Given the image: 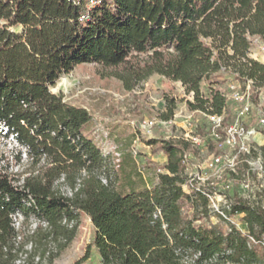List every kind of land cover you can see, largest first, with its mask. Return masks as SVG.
Instances as JSON below:
<instances>
[{
	"label": "trees",
	"instance_id": "trees-1",
	"mask_svg": "<svg viewBox=\"0 0 264 264\" xmlns=\"http://www.w3.org/2000/svg\"><path fill=\"white\" fill-rule=\"evenodd\" d=\"M90 1L0 0V136L26 148L30 167L16 175L0 153V264L23 255L27 264H54L81 215L93 231L77 264H264V189L245 199L232 188L233 170L225 179L190 182L188 166L202 147L215 157L232 149L228 129L246 103L230 98L233 84L250 85L259 102L264 63L251 54L264 45V0ZM87 63L127 91L154 75L181 83L192 97L199 144L156 131L149 144L167 161H149L144 171L132 151L105 154L85 132L90 111L50 89ZM175 110L172 98L159 116L171 121ZM211 116L223 117L219 126ZM261 117L258 104L242 124L264 133ZM215 194L226 195L224 212L240 215L246 232L213 212ZM17 213L28 230L33 221L48 226L18 243ZM212 214L226 226L212 223ZM92 252L97 261L87 262Z\"/></svg>",
	"mask_w": 264,
	"mask_h": 264
},
{
	"label": "rangeland",
	"instance_id": "rangeland-1",
	"mask_svg": "<svg viewBox=\"0 0 264 264\" xmlns=\"http://www.w3.org/2000/svg\"><path fill=\"white\" fill-rule=\"evenodd\" d=\"M251 57L264 63L261 46L253 48ZM99 71V67L95 64H80L70 73L63 75L50 89L52 92L62 95L68 103L90 111L92 121L86 126L85 132L95 139L105 154L118 155L116 153L118 149L132 151L138 168L144 171V167L149 161L160 164L167 161L166 156L162 153H155L149 144L156 131H160L165 136H179L188 132L191 137H194L193 133H197L194 123H192L193 114L187 104V99H192V97L186 95L181 83L154 75L134 90L127 91L121 81L116 78L104 77ZM241 85L238 83L237 90L240 93L244 94L250 90L249 85L245 89ZM232 93L233 91L229 92L230 95ZM172 98L176 100L175 115L171 121H165L159 115L167 109V104ZM258 100L259 102L253 99L252 95L250 96V102L255 110L259 104V108L264 112V86L259 88ZM146 121H154V125ZM236 133L239 144L242 145V142H245L247 146H249L248 143L250 144L249 148L252 149L250 155L240 156L239 144H237L236 147L232 146V149H228L225 155L218 156L221 157V161L217 165L211 166L215 158L214 152L205 146L191 156V160L188 162L189 171L197 177H201L202 183H204L220 180L221 177L225 179V174H229L231 169L235 172V175L231 177L234 192L236 191L239 196L245 199L255 200L261 197L264 189V174L262 172L264 164L261 156L264 133L256 130L248 138L243 132L237 131ZM17 150L11 138L0 136V153L10 159V171L16 175L18 173L24 175L30 169L29 161L22 157L18 159L16 155H20V153ZM244 153L249 154L245 150ZM246 159L250 163L251 169L245 165ZM247 184L248 186H245ZM218 201L221 200L218 198ZM235 220L246 232V226L243 225L241 217L238 216ZM210 221L221 227L226 226L214 214L211 215ZM28 229L29 227L21 221L18 230L23 233H20L18 243L23 241L25 233L29 234L30 231L35 230L32 226H30V230ZM92 231L91 218L81 215L73 240L66 247L61 248L58 256L54 259V264H77L82 260L89 253ZM52 244L51 247L54 248L58 243L52 241ZM27 248L32 249L30 242L27 244ZM90 256L87 262L97 261L94 252ZM37 259L39 260V257ZM16 264H27L26 255L19 258Z\"/></svg>",
	"mask_w": 264,
	"mask_h": 264
},
{
	"label": "built area",
	"instance_id": "built-area-1",
	"mask_svg": "<svg viewBox=\"0 0 264 264\" xmlns=\"http://www.w3.org/2000/svg\"><path fill=\"white\" fill-rule=\"evenodd\" d=\"M97 1L98 0H91L90 4L93 5ZM261 49H262V51L264 53V45H261ZM249 87H250V85H249ZM231 88L233 89V93L231 94L230 98H234V99L240 100V101H242V100L246 101L244 107L238 113V120H237L236 124L231 126L228 129V135L226 136V139H225L226 143H228L229 145H231L233 147H236V145L239 144L238 140H237V133H236L237 131L243 132L246 135V137L248 138L250 135L255 133L256 130L255 129L246 130L244 128L243 124H242V120L247 116V114L249 113V111L253 107L252 103L250 102L249 91H246L244 94L240 93L237 90V88H238L237 84H233L231 86ZM222 118H223L222 116H211V119L213 120V122L215 124H217V126L220 125V123L222 121ZM146 122L150 123L151 125H154V121H146ZM260 124L262 126H264V117H261ZM183 136L186 139L193 140L195 143L199 142V138L197 136L194 135V137H191V135L188 132L183 134ZM13 142L15 144V147L22 152L23 158L27 160L28 159V154H27L26 148L20 146L19 143H17L14 140H13ZM242 143L243 144L242 145L239 144V147H238L240 149V152H244V150L249 152V146H247L245 144V142H242ZM220 161H221V157H215L214 158V162L211 163V166L217 165ZM189 175H190V182H194V181L202 182L203 181V179L201 177H197V175H194L192 172ZM245 186H248V184L245 185ZM64 189H66V188H64ZM66 190L69 192V194H71L70 190H68V189H66ZM218 198L221 200L220 202L219 201L217 202ZM210 200H211V207H212V210H213L214 213H217L218 215L222 216L223 218L231 221V223L235 224L238 228L241 229L240 225L235 220L240 215H237L235 218H229V217H227L226 213L223 210V207H229L228 199H227L225 194L211 195L210 196ZM13 219H14L15 227L18 229L20 224H21V221H23V216L20 213H17V214H15L13 216ZM39 224H42L44 227L48 226L47 223H45V222H41L40 223L38 221H33L31 226H32L33 229H36L39 226ZM243 225H245V224L243 223ZM71 226H72V224H71Z\"/></svg>",
	"mask_w": 264,
	"mask_h": 264
}]
</instances>
